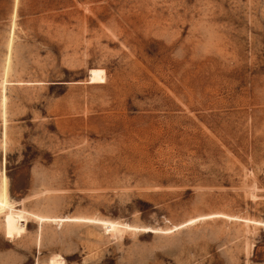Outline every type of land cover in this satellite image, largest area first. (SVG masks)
Masks as SVG:
<instances>
[{"label":"rangeland","instance_id":"374dc122","mask_svg":"<svg viewBox=\"0 0 264 264\" xmlns=\"http://www.w3.org/2000/svg\"><path fill=\"white\" fill-rule=\"evenodd\" d=\"M56 255L264 264V0H0V264Z\"/></svg>","mask_w":264,"mask_h":264},{"label":"bare ground","instance_id":"6f19581e","mask_svg":"<svg viewBox=\"0 0 264 264\" xmlns=\"http://www.w3.org/2000/svg\"><path fill=\"white\" fill-rule=\"evenodd\" d=\"M90 79L89 81L91 83H96V82H104L105 79V74L104 71L101 69H91L90 70ZM100 223V222H99ZM103 226H105V230L110 232V233H115L119 232L118 227L114 223L111 222H101ZM57 257V255H56ZM50 264H64V260L61 257L53 258L50 260Z\"/></svg>","mask_w":264,"mask_h":264}]
</instances>
